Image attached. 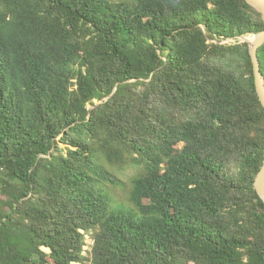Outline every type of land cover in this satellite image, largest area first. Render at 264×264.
Instances as JSON below:
<instances>
[{
	"label": "trees",
	"instance_id": "obj_1",
	"mask_svg": "<svg viewBox=\"0 0 264 264\" xmlns=\"http://www.w3.org/2000/svg\"><path fill=\"white\" fill-rule=\"evenodd\" d=\"M262 32L247 0H0V264H264Z\"/></svg>",
	"mask_w": 264,
	"mask_h": 264
},
{
	"label": "water",
	"instance_id": "obj_2",
	"mask_svg": "<svg viewBox=\"0 0 264 264\" xmlns=\"http://www.w3.org/2000/svg\"><path fill=\"white\" fill-rule=\"evenodd\" d=\"M247 1L251 6H253L258 12H260L263 15V19H264V0H247ZM255 36L256 37L252 42L251 41L250 42L245 41V42L249 43L250 46V54L254 65L257 93L264 106V75L261 69V63L259 58V49L264 46V32L259 33ZM254 187L258 195L264 201V165L256 177Z\"/></svg>",
	"mask_w": 264,
	"mask_h": 264
},
{
	"label": "rangeland",
	"instance_id": "obj_3",
	"mask_svg": "<svg viewBox=\"0 0 264 264\" xmlns=\"http://www.w3.org/2000/svg\"><path fill=\"white\" fill-rule=\"evenodd\" d=\"M255 37H256L255 35H247V36H244V37L240 38L239 41H241V42H245V41H249L250 42L251 41L252 42L255 39ZM232 42H235V40L234 41L233 40H228V41H225L224 43H232ZM132 175H133V172H128V173L122 174L120 176L122 181L125 182V185L127 187V191L131 187L130 186V178H131ZM116 195L121 200H125L126 199V192H124V191H122L120 189L116 190ZM86 240L88 241V246L85 247V250L87 251L91 247V240H90V238H86Z\"/></svg>",
	"mask_w": 264,
	"mask_h": 264
}]
</instances>
